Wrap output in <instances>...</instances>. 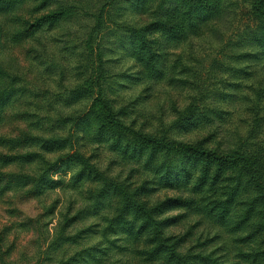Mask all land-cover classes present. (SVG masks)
Returning a JSON list of instances; mask_svg holds the SVG:
<instances>
[{"label":"clouds","instance_id":"clouds-1","mask_svg":"<svg viewBox=\"0 0 264 264\" xmlns=\"http://www.w3.org/2000/svg\"><path fill=\"white\" fill-rule=\"evenodd\" d=\"M0 264H264V0H0Z\"/></svg>","mask_w":264,"mask_h":264}]
</instances>
